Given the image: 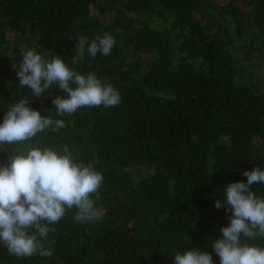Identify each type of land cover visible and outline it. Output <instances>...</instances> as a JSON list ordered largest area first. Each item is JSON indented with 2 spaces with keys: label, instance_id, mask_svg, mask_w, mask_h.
Here are the masks:
<instances>
[{
  "label": "trees",
  "instance_id": "trees-1",
  "mask_svg": "<svg viewBox=\"0 0 264 264\" xmlns=\"http://www.w3.org/2000/svg\"><path fill=\"white\" fill-rule=\"evenodd\" d=\"M105 33L116 39L110 55L75 51L78 36ZM21 48L106 79L121 103L59 116L52 99L67 93L57 85L32 97L66 127L29 143L67 145L93 164L103 215L80 224L66 212L45 241L51 257L21 259L0 242V264H174L176 250L193 248L220 264L208 245L231 213L215 201L247 182L243 171L264 169V83L248 68L264 55V0H0V122L31 97L18 86ZM13 147L0 148V166ZM251 187L264 197V184ZM242 242L264 247L259 236Z\"/></svg>",
  "mask_w": 264,
  "mask_h": 264
},
{
  "label": "clouds",
  "instance_id": "clouds-1",
  "mask_svg": "<svg viewBox=\"0 0 264 264\" xmlns=\"http://www.w3.org/2000/svg\"><path fill=\"white\" fill-rule=\"evenodd\" d=\"M115 44V37L107 33L97 34L91 43L80 35L75 51L83 54L87 45L91 57L97 53L108 56ZM20 55L18 86L30 88L31 97L14 101L0 122V148L19 145L11 150L15 154L10 163L0 166V242L10 255L21 259L51 257L53 250L45 247V241L66 212L75 209L73 220L80 224L101 219L103 210L97 200L104 177L93 164L78 161L67 145L54 149L29 143L47 129L66 127L64 120H53L31 108L30 101L55 84L67 93V98L52 99L57 115L64 116L85 106H117L121 95L106 79L80 74L58 55L45 59L34 48H21ZM241 174L247 182L228 184L221 199L215 201L217 209L225 208L231 215L229 224L220 228V238L211 239L208 246L220 264H264V247L242 242V238H264V197L251 187L264 184V169L257 166ZM173 254L174 264H214L212 253L198 248Z\"/></svg>",
  "mask_w": 264,
  "mask_h": 264
},
{
  "label": "rangeland",
  "instance_id": "rangeland-1",
  "mask_svg": "<svg viewBox=\"0 0 264 264\" xmlns=\"http://www.w3.org/2000/svg\"><path fill=\"white\" fill-rule=\"evenodd\" d=\"M162 22H158V25H162ZM11 36L14 35V33L10 34ZM248 68L251 71L256 72L257 74H259V78L261 80V82L264 83V55L263 56H254L253 57V61L248 63Z\"/></svg>",
  "mask_w": 264,
  "mask_h": 264
}]
</instances>
